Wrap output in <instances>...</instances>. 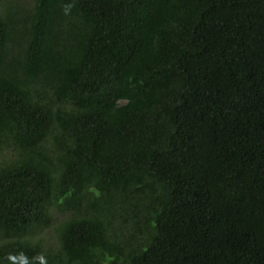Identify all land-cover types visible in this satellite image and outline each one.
Segmentation results:
<instances>
[{"label":"trees","instance_id":"obj_1","mask_svg":"<svg viewBox=\"0 0 264 264\" xmlns=\"http://www.w3.org/2000/svg\"><path fill=\"white\" fill-rule=\"evenodd\" d=\"M0 264H264V0H0Z\"/></svg>","mask_w":264,"mask_h":264},{"label":"rangeland","instance_id":"obj_2","mask_svg":"<svg viewBox=\"0 0 264 264\" xmlns=\"http://www.w3.org/2000/svg\"><path fill=\"white\" fill-rule=\"evenodd\" d=\"M54 215V213H53ZM55 216V215H54ZM38 237L42 239V241H44V247L47 248L48 247V243L52 244V245H56L57 241H56V234L54 233L53 230L49 229V227L47 228H43L42 230H40V234H38Z\"/></svg>","mask_w":264,"mask_h":264}]
</instances>
